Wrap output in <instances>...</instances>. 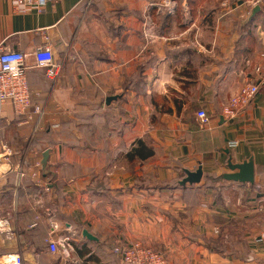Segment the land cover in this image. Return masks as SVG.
<instances>
[{"label": "crops", "instance_id": "obj_1", "mask_svg": "<svg viewBox=\"0 0 264 264\" xmlns=\"http://www.w3.org/2000/svg\"><path fill=\"white\" fill-rule=\"evenodd\" d=\"M254 2L53 0L19 15L0 0V46L28 54L31 109L43 110L27 122L2 111L0 155L13 151L0 156L3 253L117 264L111 249L137 242L167 264H264V10ZM45 43L53 81L30 55ZM246 82L258 94L226 122L222 107ZM247 160L252 185L221 178L228 161ZM198 168L199 183L181 185ZM53 226L54 240L70 238L66 258L49 251Z\"/></svg>", "mask_w": 264, "mask_h": 264}, {"label": "built area", "instance_id": "obj_2", "mask_svg": "<svg viewBox=\"0 0 264 264\" xmlns=\"http://www.w3.org/2000/svg\"><path fill=\"white\" fill-rule=\"evenodd\" d=\"M52 1L13 0L12 11L13 14L19 15H24L29 11L42 14L47 4ZM260 1L255 0L254 4H259ZM45 40L48 42L47 38ZM30 55L34 60V68L44 71L46 78L52 81L57 78L59 66L54 62L50 44L45 43L40 47H36ZM27 56L28 54L23 52L9 50L0 46V120L6 104H10L14 115L23 118L24 122L31 120L33 116L40 117L42 115L43 110L40 107L34 106L31 109V96L37 95V93L28 87L27 66L25 64ZM258 91V84L252 82L244 83L222 108V117L227 121L235 120L240 113L250 107ZM195 117L198 124L202 127L207 126L210 122L209 115L203 109L197 110ZM229 146L234 147L235 144L231 143ZM12 153L11 148L4 147L0 156L5 159L10 157ZM32 178H37L34 173ZM9 225L7 218L0 217V264H23L22 257L19 254L3 253L5 241L9 240L11 236ZM55 231L56 226H53L51 236L46 241L49 251L52 254H60L66 258L67 252L71 249L70 238L62 237L59 240H54L52 234ZM260 239L264 241V231L261 233ZM111 253L117 260V264H167L161 254L137 242H118L111 249Z\"/></svg>", "mask_w": 264, "mask_h": 264}, {"label": "water", "instance_id": "obj_3", "mask_svg": "<svg viewBox=\"0 0 264 264\" xmlns=\"http://www.w3.org/2000/svg\"><path fill=\"white\" fill-rule=\"evenodd\" d=\"M259 6H254L251 9V15H254L257 11H259ZM250 18L248 17V20ZM115 98H108L107 102L114 100ZM49 152L46 151L42 155L41 165L45 169L47 167V159ZM227 168L230 171L229 173H225L221 176V178L227 182H234L239 184H249L252 185L254 183V165L252 160L244 161L240 164H231L230 161L227 163ZM202 171L201 168H198L193 173H186V178L182 180L181 185L189 184H197L201 180ZM82 236L87 240H94L92 236H90L87 231H82Z\"/></svg>", "mask_w": 264, "mask_h": 264}, {"label": "rangeland", "instance_id": "obj_4", "mask_svg": "<svg viewBox=\"0 0 264 264\" xmlns=\"http://www.w3.org/2000/svg\"><path fill=\"white\" fill-rule=\"evenodd\" d=\"M98 1H99L100 8L102 9L103 7H101L100 0H98ZM114 1H115V0H105V2L108 3V5H114V4H113ZM116 1H117V0H116ZM118 1L120 2V1H126V0H118ZM128 1H130V0H128ZM86 2H87V6H89V8H90V7H95V6H96V5H94L95 0H86ZM103 2H104V0H103ZM231 97H232V96H231ZM231 97H230V98H231ZM224 106H225V105H224ZM224 106H223V107H224ZM223 107H222V108H223ZM222 118H223V117H222ZM223 119H224V118H223ZM224 120H225L226 122H230V121H227L226 119H224Z\"/></svg>", "mask_w": 264, "mask_h": 264}, {"label": "trees", "instance_id": "obj_5", "mask_svg": "<svg viewBox=\"0 0 264 264\" xmlns=\"http://www.w3.org/2000/svg\"><path fill=\"white\" fill-rule=\"evenodd\" d=\"M177 1V0H176ZM260 7L264 10V0H262L261 2H260ZM150 155H146V156H144L145 158L146 157H149ZM217 179H220V178H215V179H213V181H217Z\"/></svg>", "mask_w": 264, "mask_h": 264}]
</instances>
